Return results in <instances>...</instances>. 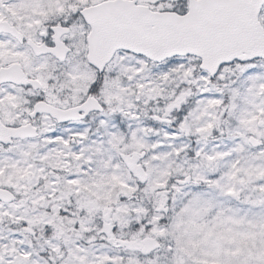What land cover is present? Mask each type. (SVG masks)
I'll list each match as a JSON object with an SVG mask.
<instances>
[{
	"label": "snow or ice",
	"instance_id": "6c2138e0",
	"mask_svg": "<svg viewBox=\"0 0 264 264\" xmlns=\"http://www.w3.org/2000/svg\"><path fill=\"white\" fill-rule=\"evenodd\" d=\"M0 264H264V0H0Z\"/></svg>",
	"mask_w": 264,
	"mask_h": 264
}]
</instances>
